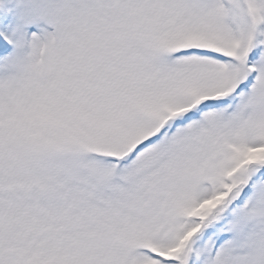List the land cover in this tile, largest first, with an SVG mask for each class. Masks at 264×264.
Wrapping results in <instances>:
<instances>
[{
	"label": "snow or ice",
	"instance_id": "snow-or-ice-1",
	"mask_svg": "<svg viewBox=\"0 0 264 264\" xmlns=\"http://www.w3.org/2000/svg\"><path fill=\"white\" fill-rule=\"evenodd\" d=\"M0 264H264V0H0Z\"/></svg>",
	"mask_w": 264,
	"mask_h": 264
}]
</instances>
